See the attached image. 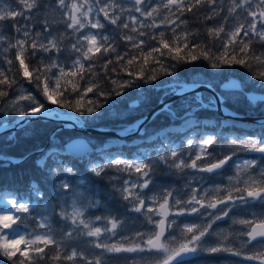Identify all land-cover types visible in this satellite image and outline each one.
<instances>
[{"label":"snow or ice","instance_id":"1","mask_svg":"<svg viewBox=\"0 0 264 264\" xmlns=\"http://www.w3.org/2000/svg\"><path fill=\"white\" fill-rule=\"evenodd\" d=\"M15 2V7L0 8V27H6L2 23L4 21H14L12 27L17 33L14 42H10L2 52L16 50L14 58L19 62L18 70L22 72L23 78L37 89L48 105L55 107H47L22 84L18 85L19 92L14 90L15 78L6 74L5 69H0V98L7 97L9 91L14 92L11 98L0 103V133L30 124L31 120H25L24 117L55 121L62 123L65 128L81 126L78 121H83V127H90L97 126L98 123L95 122L106 117L123 119L128 113L115 111L114 102H109L112 97L123 96L126 90L139 89L143 84H152L159 88L160 85H156L155 81L166 76L172 78L165 90L166 96L187 97L189 93H194L182 101L181 108L184 114L179 117L183 120V125L190 124V128L177 134L181 135L182 142L189 146L194 139H198V150L192 153L181 148L170 138L173 133H168L164 138L147 137L153 141V153L145 152L138 146L136 153L129 155L105 146L94 147L90 140H82V145L76 144L78 140H70L60 148L51 149L41 161H38V165L45 173L44 179L51 181V196L42 200L45 193L35 182L30 184V194L10 192L11 214L0 215V258H4L0 260V264L7 262L41 264V261L48 258L46 248L49 246L57 250V254L51 258L59 260L60 241L64 237L74 238L81 233L94 238L88 243L105 252L150 253L147 259L151 264H194L206 254L217 253L241 256L245 260L264 264V211L259 215L253 214L249 218L239 220L229 215L234 207L249 205L253 201L258 202L264 209V155L242 162L245 169H255L251 176L258 175L259 179L250 177L244 181L243 186L239 183L227 188L218 184L204 186V182L211 180L213 174L217 177L222 176L225 166H236V161H233L236 150L228 153L209 151L218 137L215 133L196 132L201 128V124L195 113L201 110L222 112L230 119L222 121L221 127L234 126L240 117L237 112L230 111L224 106L228 97L214 94L205 98V94L199 91L204 88L215 93L212 80L194 77L186 83L179 77V69L183 64H195L197 61L205 60L211 69L219 72L235 65L250 68L249 59H255L260 62L261 70L253 69L249 79L255 77L260 81L259 87L264 89V52L257 54L250 47L253 41L264 44V0H231V7L227 9L218 26L210 27L207 31L211 41H218V45L197 42L189 38L192 35L190 32L184 30L177 32V29L187 23L182 19L185 11L191 13L194 8L204 10L209 13L205 19H212V13L224 10L220 7L222 0H193L189 3H185V0H163L162 4L153 6H149L147 0H131L130 7L127 8L129 16L121 23L118 21H121V13L125 8L116 0L111 2L91 0V3L89 0H83L82 3H78L77 0H54L53 6L61 12L66 31L71 37H75L70 45L71 53L75 54L70 64L66 63L61 55L68 49L61 46V41L53 35L50 26L44 22L37 28L35 24L29 23L42 10L38 0ZM161 7L167 12L157 20L153 18V14L158 13V8ZM134 13H139V16ZM169 13L174 18L170 19ZM229 14L234 19L244 16L246 23H233L226 30L225 23ZM101 15L104 21L116 26L112 31L117 35L111 37V41L109 35L102 31L105 24L101 22ZM17 17L21 19L17 21ZM162 25L163 30L154 31ZM85 27L100 31L83 32ZM119 29L127 32L119 34L117 31ZM166 30L173 33L172 37L165 38ZM6 39V36L0 35V41ZM117 39L124 42L123 49L117 47ZM49 53L51 56H48ZM149 57L152 58L151 63ZM34 59L37 62L32 64L31 61ZM97 62H100L101 68L105 70L103 79L106 85H101L99 81L93 79L96 73L92 70ZM12 63V59H7L8 65ZM109 65H112L111 69ZM113 72L117 75L112 76ZM226 85H231V88ZM221 87L226 91L244 92V86L239 80H230ZM245 98L252 106L264 103V93L260 95L245 93ZM160 103L163 104V108L153 114V120L162 112H167L173 120L178 118L172 105L164 104L163 98ZM132 107H135V104ZM17 116L22 119H14ZM147 119V116L138 119L132 128L142 138L145 136V130L141 125ZM258 126L261 130L260 135L222 139L230 140L234 145L246 144L244 151L264 154V121H259ZM99 130L116 131L121 137L128 134V128ZM194 132L195 135H189ZM157 140L159 143H155ZM69 145L73 147L69 148ZM47 160L51 163L45 166L44 162ZM229 161H233L232 165H229ZM78 165L83 166V174L89 177L101 181L110 177V186L118 193V198L127 202L126 210L141 213L147 218L148 223L154 225L150 234L145 236L144 233H137L132 238L135 242L126 245L105 242L116 235L121 218L108 219L110 227L104 228L93 227L91 221L85 218L86 207L96 202L92 200L89 205H85V193L88 190L78 191L80 185L74 182L81 174ZM160 166H164L173 175H180L185 181L184 185L179 190L164 187L158 193L146 192L150 186H155V169ZM204 173L209 175H199ZM119 174H123V177L119 179L117 186ZM189 176H192V179H188ZM158 197L162 199V203L157 205ZM53 200L56 201L55 204L52 203ZM78 203L80 207H77ZM150 213H155L160 219L154 220L148 215ZM169 216L173 218L169 219ZM180 216L195 219L182 221L183 227H180L175 219ZM56 218L69 225L59 238L52 227ZM226 218L232 223L245 226L239 235L245 237L242 241L243 246H251L247 251L238 250L226 242H210L216 234L213 225L219 227L217 222ZM28 219L34 220L36 227L42 231L13 235L17 231L13 226L18 222L23 224ZM95 219L99 221L105 218ZM173 225H177L180 230L179 239L172 231ZM166 232L170 234L167 237ZM139 237L143 238L137 239ZM226 240L227 236L224 237V241ZM77 257L86 264H102L99 256L86 257L84 253H78L76 250H72L65 259L73 261ZM121 259L125 260L126 264H138V261H144L145 257L130 255Z\"/></svg>","mask_w":264,"mask_h":264},{"label":"trees","instance_id":"2","mask_svg":"<svg viewBox=\"0 0 264 264\" xmlns=\"http://www.w3.org/2000/svg\"><path fill=\"white\" fill-rule=\"evenodd\" d=\"M189 2H193V0H189ZM44 9V8H42ZM208 12L204 10H198L196 8L193 9V12L189 13L185 11L184 15L182 16L186 24L181 25V28L177 29V32H181V30L188 31L192 35L189 37L197 42L203 43H210L211 45H218V41H211V38L207 35L208 28L212 27L215 23H209V21H205V16H207ZM173 17V16H172ZM174 18V17H173ZM213 21V20H212ZM156 31V30H154ZM61 32V31H60ZM158 32V31H156ZM173 33L169 30L165 31V38L172 37ZM181 39L182 36H181ZM117 47L120 49L124 48V44L120 42V40L116 41ZM254 49L257 54L264 52V44H261L258 41H253L252 45L250 46ZM215 51V47H213ZM186 51V50H185ZM15 50L12 49L11 52L8 54L6 59L4 60V69L6 70V74L13 76L16 80V84L13 85V89L21 83L26 84L34 91L41 100L46 104L47 107L53 106L48 105L44 98L39 95L37 89L27 82L25 78L22 76V72L18 70L19 62L14 58ZM183 54V53H181ZM28 55V53H26ZM156 55V54H154ZM12 59L13 63L11 65L7 64V59ZM152 58L149 57V63H151ZM27 62V61H26ZM37 62L36 59L32 60L31 63L35 64ZM248 63L251 65L250 68H245L239 65H235L232 67H226L219 72L217 70L211 69L208 65V61L200 60L197 61L195 64H183L180 66L179 69V77L184 82H190L194 77L202 75L206 79H216L218 83L215 86V89L225 97H229L226 101L225 107H227L230 111H235L238 114L244 116H251L254 114H262L264 113V103H258L256 106H252L249 104L248 100L245 98L243 94L240 97L234 98L232 94L224 92L220 90V83L222 81L228 79L231 76L238 77L244 84L246 90H255L264 93V89L259 87L260 81L257 80L255 77L253 79H249V76L252 75L253 69L259 71L260 62L255 59H249ZM112 68V65H109V69ZM10 69V71H9ZM96 75L93 77L94 80L99 81L101 85H106V81L103 79L105 70L101 68L100 62H97L96 67L92 70ZM112 76L117 75V73H111ZM172 80L171 77H160L157 81H155L156 85H160L159 88H155L152 84H143L139 89H128L125 91L123 96H115L109 101L110 103L114 102V109L117 112H126L130 108H134L128 115L123 118H110L106 117L102 121H96L98 123L97 126L91 127H101V128H127L132 123L136 122L138 119L144 117L148 112L152 109L157 107L160 103L161 98L163 100L165 98L171 97V95H165V90L167 89L168 82ZM142 91L143 96H145L144 100H140L137 98L139 93ZM225 93V94H224ZM13 95V91L8 92V96L4 98H0V103H3V100L11 98ZM91 95V94H90ZM189 95L187 97H180L172 104L173 109L177 112V119L173 120L171 116L167 112H162L160 115L156 116V118L148 123H146L142 129L145 130V136L160 133L159 130H166L171 123H176L180 119L179 117L184 114V110L181 108L182 101L188 99L189 97L193 96ZM208 93H205V98H207ZM238 96V95H236ZM233 98V99H231ZM135 99H139V105L137 107H131V102L135 101ZM194 103V101H193ZM55 107V106H54ZM195 114L203 115L206 121L209 122L208 125H204L200 122L201 128L197 129L196 132L208 133L213 134L215 133L219 139V142L216 140L215 143L212 145L209 151H216L218 153H228L232 150H236L238 148H245L244 145H234L231 143L230 140H224L219 138L218 132L222 131H229L232 128L238 129L236 125L230 126H223L221 127V122L223 121L222 117L216 111H208V110H201L196 112ZM264 116V115H263ZM59 126L58 122L50 121V120H36L35 122L29 124L23 129L18 130L14 135L13 134H5L0 135V153L7 157H18L24 158L25 156L37 152L38 150L44 148L47 144H49L50 137L52 132ZM165 127V128H164ZM164 128V130H163ZM189 129V128H188ZM187 129V130H188ZM224 129V130H223ZM178 132H186L185 131H165L162 132V138L166 137L168 133H173L170 137L173 142L179 144L181 148L189 152L195 153L197 149L198 139H194L192 145H187L183 143V137L178 135ZM148 134V135H147ZM191 133H189L190 135ZM195 134V132H194ZM229 134V133H226ZM241 133L235 135L236 137H241ZM82 133L75 131V130H68L62 129L56 132L54 136L55 142L52 144L51 149L56 145V142L59 143V148L62 147L66 142L70 141L71 139L81 136ZM252 135V134H251ZM256 135V133H255ZM245 136V135H243ZM250 136V135H249ZM11 137V138H10ZM86 137L92 142L93 146L101 147L105 143L111 141V145L109 146L110 149L115 151H124L125 153L132 155L135 154L137 151L138 146L143 148L142 150L148 153H153V141L150 139L148 141L141 140L138 138V134L136 136H132L131 138L126 139H115L110 135L105 134H87ZM143 137V138H144ZM116 141V142H115ZM128 142L126 144L117 145L119 143ZM155 143H159V141H155ZM107 146V145H106ZM198 150V149H197ZM49 152V150H48ZM45 153L43 154H34L33 156L29 157L26 160L21 161L20 163H7L0 160V190L1 193L10 195L11 191H15L16 193H20L23 195L30 194L31 188L30 184L35 182L45 193V197L43 199H47L51 196V181H47L44 179L45 173L38 165V161H40L44 157ZM45 166L51 163L50 160L44 162ZM81 168V174L77 179H75V184L80 185L78 189L81 192H84L87 189L86 200L89 198L90 194L94 196L93 200L97 197L99 202L95 203V206L92 208H87L85 212V216L89 218H96L98 217H105L106 213H108V217H122L125 213L122 214L123 209L126 208L127 202L122 201L118 198V193L110 186L111 179L110 177H106L103 181L99 180L98 178L89 177L88 175L83 174V166L78 165ZM166 169L164 166H160L155 169V176L154 178L158 179V177H165L164 183L166 186L173 185L170 181L171 178L176 177L178 178L179 175H163L162 171ZM118 171V170H117ZM123 177V174H119L117 178ZM91 181V182H90ZM119 181V179H117ZM155 182V180H154ZM106 201V202H105ZM53 204L56 203L55 200L52 201ZM119 203V205H116ZM123 204V205H120ZM119 206V208H116ZM126 222V220L121 221ZM57 223V218L55 219L54 225ZM73 238V237H72ZM75 238V237H74ZM80 241V240H79ZM78 241V242H79ZM85 243L81 246L82 249H86ZM49 246L46 248V252L48 253V258L45 261H41V264H64L63 257L60 255L59 260H54L49 257ZM4 259V258H3ZM66 261V260H65ZM111 263L113 262L110 258ZM67 262V261H66ZM68 263V262H67ZM10 264V262H7Z\"/></svg>","mask_w":264,"mask_h":264},{"label":"rangeland","instance_id":"3","mask_svg":"<svg viewBox=\"0 0 264 264\" xmlns=\"http://www.w3.org/2000/svg\"><path fill=\"white\" fill-rule=\"evenodd\" d=\"M188 1L189 0H185V3H188ZM38 2L41 5V7L44 8V9H42L40 12H38L36 14V16H34L33 19L31 21H29V23L35 24L37 26V28H40L41 24L46 22L50 26V29H51L53 35H55L58 38V40L61 41V46L66 48V49H68V51H66L65 53H62L61 55H62L64 61L66 63L70 64L72 62V59L74 58V55H75L74 53H71L70 45H71L72 40L75 39V37H71L68 34V31H66L65 25H64V20H63V17L61 15V12L58 11L53 6L54 0H38ZM77 2L78 3H82L83 0H77ZM110 2H111V0H110ZM116 2L121 4L125 8V11H123L121 13V21H118V23H121V22H123L124 19H126L129 16V12L127 11V8L130 7L131 0H116ZM89 3H91V0H89ZM147 3H148L149 6H153V5L162 4L163 0H147ZM225 3H226V6H225L226 10H224L222 12H224L226 14L227 9L229 7H231V2L228 0V2L226 1ZM9 6L15 7L16 6L15 0H0V8H7ZM222 6H223V4L221 5V8H222ZM166 12H167L166 9H163L162 7L158 8V13H154L153 14V18L159 20L160 17H163L165 15ZM217 13H218V11L215 12L214 14L212 13L211 15L215 16V15H217ZM134 14L139 16V13H134ZM207 15H209V13ZM169 18L170 19L173 18L170 13H169ZM16 19H17V21H19L21 18L17 17ZM100 19H101V22L105 24V28L102 31L104 32V34L109 35L110 41H111V37L117 35V33H114L112 31L116 26H113V25L109 24L107 21H104L102 15H101ZM227 19H229V21L225 23V29L226 30L233 23H246V18L244 16H239V17H236L234 19L233 16L231 14H229L227 16ZM247 19H250V17H247ZM208 20H210V19H207V20L205 19V21H208ZM210 21H212V20H210ZM2 23H3V25H6V27H0V35L6 36L7 39L4 40V41H0V69H4L5 68V67H3L4 60L6 59V57L8 56V54L12 50V49H9L7 52H2V49L8 47V44L10 42H14L15 37L17 35V33H15V31H14V29L12 27V25L15 23L14 21L8 20V21H4ZM54 25L57 26V27H54ZM161 27L164 28V25H162ZM35 30L36 29H33V31H35ZM146 30L147 31H153V29H146ZM154 30L159 32V31H161L163 29L159 30V28H157V29H154ZM41 31H43L42 28H41ZM88 31L96 32V31H100V30L90 29L89 27H85V29H83V32H88ZM117 31H118L119 34H123L124 32H127V30H124V29H119ZM133 35H135V34H133ZM158 39H159V37H158ZM117 40H119V39H117ZM120 42L122 44H124L123 41L120 40ZM150 43L154 44V43H156V41H150ZM48 56H51V53H49ZM100 65H101V63H100ZM114 76H116V75H114ZM197 77L201 78V79L208 80L205 77H203L202 75L201 76L199 75ZM212 81H213L214 85L216 86V84L218 83V80L213 79ZM24 88L27 89L28 92H31V93L35 94V92L34 91L32 92L28 87L24 86ZM16 91L17 92L20 91L18 89V87H17ZM203 93L205 94V93H208V92L203 91ZM208 94H210V93H208ZM236 95H238V96H236ZM240 96H241L240 93L239 94H233L234 98H238ZM137 98H139L140 100H144L145 99V96H143L142 91L139 93V96ZM132 110H134V108L128 109L127 113H130ZM262 114L264 115L263 112H262ZM263 115L254 114V115H251V116L262 117ZM182 116H180V117H182ZM195 117H196V119H198L204 125H208L209 124V122L205 120L203 115L195 114ZM18 118H20V117H18V116L14 117V119H18ZM9 119H13V117H9ZM222 120L224 121L226 119H222ZM189 125L190 124L183 125V120L180 118L178 120V122L171 123V125L166 130H164V128H165L164 127L163 128L164 131L159 130L160 131L159 134H157V132H156V135L152 134V135H149L147 137L159 136L160 138H162V132H165V131H185V130H187ZM228 132L229 131L220 130L218 132V134L220 135L219 138H222V137H225V136L229 135V134H226ZM230 134H234V132L233 133L231 132ZM241 134L244 135L243 133H241ZM190 135H192V134H190ZM111 141H113V140H111ZM111 141L105 143L101 147L105 146V148H109V146L112 144ZM217 141L219 142V139H217ZM126 143L127 142H123V143H119L117 145H122V144H126ZM244 147H247V145L245 144ZM55 148H59V143L58 142H56V145L53 147V149H55ZM197 149H198V144H197ZM197 149H196V151H197ZM188 152H189V150H188ZM253 158L254 157H251V158L242 157V159L239 158L236 161V166H233L232 169L235 170V173L237 175H242L244 173H247L246 169L243 167V163L242 162L244 160L253 159ZM113 171H117V170L113 169ZM162 174L163 175H169V174H172V173L168 169H164L162 171ZM120 178H122V177H120ZM120 178H117V179H120ZM164 179L166 180V176L165 177H160L159 176L158 179L155 180L158 190H156L155 186H150V189L149 190H145V191L146 192H157V193L160 192L161 189L165 187L164 186L165 185ZM188 179H192V176H189ZM215 180H218V183H216ZM184 183H185V181L179 180V183L175 184L174 186H169V187H171L174 190H179L178 186L180 184L183 186ZM237 183H239L241 186H243V183L239 182V180L235 176H229V175L224 176V173H223L222 176H219V177L215 176V178H212L211 180H208L207 182H204V186L217 185L218 184V185H222L225 188H227V187H234V186L237 185ZM117 186H118V181H117ZM78 191H80V189H78ZM93 198H94V196L92 194H90L89 198L87 200L85 199V201H84L85 205H89L90 201H92ZM9 199H10V196L4 197L0 193V215L11 214L9 212V209H11V205L9 203ZM95 202L96 203L99 202L97 197L95 198ZM146 203H147V201H146ZM159 203H162V199H160L158 197L157 205ZM256 204H257V202L253 201L249 205L238 207V208H240V210L236 211V215L234 216V219L235 220H239V219H243V218H249L250 216L248 215L247 211L254 212L253 206L256 205ZM116 205H119V203H116ZM120 205H123V204L120 203ZM80 206L81 205L78 203L77 207H80ZM94 206H95V204L86 207L85 212L87 211V208H92ZM116 208H119V206H116ZM241 208H245V209L241 210ZM125 212H127V210L123 209L122 214L125 213ZM19 215H24V214H19ZM68 215H69V217L71 216V208H69V210H68ZM107 215H108V213H106V216L103 217L105 219H101L99 221H97L95 218H89V217H86V216H85V218L87 220L91 221L93 227L99 226L101 228H104V227H110V224L107 223V220L110 219V218ZM136 215H137V219L134 222H121L119 224L117 230H116V235L111 237L110 240H107L105 242L118 243V244H125L126 245L128 243L135 242V240L132 239V238L135 237L137 233H144L145 236L150 234V231L154 228V225L148 223L147 222V218L144 215H142L141 213L133 212L132 216H136ZM148 215L152 216L154 220H159L160 219V217L156 216L155 213H150ZM256 215H259V214L256 213ZM96 217H98V216H96ZM172 218H173L172 216H169V219H172ZM124 219H125V216H122L121 220H124ZM175 219L177 220V225H180V227H183V225L181 224L182 221L193 220V219H195V217L180 216V217H175ZM219 222H217V223H219ZM230 224L232 225L231 227L223 225L220 228H223V227L228 228L229 229V234H230L231 230H233V231H236V230L239 231L240 230L241 231L242 228H245L244 225H241L239 223H232L231 222ZM177 225H173V229H172L173 232H174L175 229H179V228H177ZM68 226H69L68 223L61 222L59 220V218H57L56 225H54V223L52 225L53 229L55 230V232L57 234V238H59L60 236L63 235L64 229H66ZM214 226H216V225H213V227ZM13 227L17 229V231L15 233H13V235H19L21 232L27 234L29 232L42 231L41 229H38L36 227V223L32 219H28V220L24 221L23 224H20V222H18V224L14 225ZM217 229L218 228L216 227V231H217ZM84 231L86 232V230H84ZM105 235H107V234H105ZM175 235H176L177 239L180 238V232H179V234L175 233ZM223 236H224V233L223 232H219V237H223ZM121 237H125L126 239H120ZM10 238H12V237H10ZM142 238L143 237H139L137 239H142ZM92 239H94V238L87 237L84 233H81V234L77 235L75 238L64 237V239L62 241H60V248H59V255H61L63 257V260L65 262L64 264H86V262L84 260L79 259V257H77L73 261L66 260L65 259L66 255L70 254V252L72 250H76L78 253L82 252V253H84V255L86 257L95 258L96 256H99L101 258V260H102V264H126V261L121 259V257L130 256V255H133V256H144L145 257V260L144 261H138V264H151V261L147 259V257L151 255L150 253H120V254H114V253L105 252L103 249H97V248L94 247V245H92V244H90L88 242H87V244L85 246L86 249H82L81 246L85 243V241L86 240L90 241ZM21 247H23V245ZM56 254H57V250L53 246L50 247L49 248V257H52V256H54ZM110 258L113 261L112 263L110 261ZM0 260H3V258H0Z\"/></svg>","mask_w":264,"mask_h":264},{"label":"flooded vegetation","instance_id":"4","mask_svg":"<svg viewBox=\"0 0 264 264\" xmlns=\"http://www.w3.org/2000/svg\"><path fill=\"white\" fill-rule=\"evenodd\" d=\"M226 1L228 2V0H222V4H223L222 8L224 10H226V7H225L226 6V3H225ZM229 1L231 2V0H229ZM221 5H220V7H221ZM218 12L222 13L220 15V18L222 19V17H224V12H222V11H218ZM182 19H183V17H182ZM238 207H240V206L234 207L233 211L229 214L233 218L236 215V211L240 210V208H238ZM253 210H254V212L247 211L248 215L250 217L253 214L256 215V213H258V214L261 213L260 205H259L258 202H257L256 205L253 206ZM230 223H231V221H229L226 218L225 220H222V221H220L218 223L219 227H217V225L214 226V228L217 227L218 229L216 231L215 237L211 238L212 242L211 241L210 242L211 243L226 242V243H228L229 245L233 246L234 248H236L238 250L247 251L248 248L251 247V246L250 245L249 246H243L242 245V241L245 239V237L239 235L240 230L239 231L231 230V232L229 234V229L228 228H226V227L220 228L223 225L231 227L232 225ZM242 229H244V228H242ZM219 232H223L224 236L223 237H219ZM225 236H227V240L226 241H224V237ZM194 264H259V262L258 261H248V260L243 259L241 256H232V255H230L228 253H217V254H213V255H207L206 254V255H204L202 257L201 260L194 262Z\"/></svg>","mask_w":264,"mask_h":264},{"label":"bare ground","instance_id":"5","mask_svg":"<svg viewBox=\"0 0 264 264\" xmlns=\"http://www.w3.org/2000/svg\"><path fill=\"white\" fill-rule=\"evenodd\" d=\"M210 20H212V19H210ZM210 20H208L209 21V23L211 22V23H215L212 27H215V26H218V24L221 22V20H213V21H210ZM54 27H57V26H55L54 25ZM53 28V27H52ZM160 29H164V28H159V30ZM183 38V37H182ZM201 76V75H200ZM22 85H24L25 87H28L29 88V86H27L26 84H24V83H21ZM20 85V84H19ZM17 87H18V85L15 87V89L14 90H17ZM30 90H31V88H29ZM32 91V90H31ZM33 92V91H32ZM13 94H14V92H13ZM36 94V93H35ZM225 94V93H224ZM233 95V94H232ZM13 96V95H12ZM36 96L38 97V99H40L41 100V98L36 94ZM230 97V96H229ZM228 97V98H229ZM183 98V97H182ZM180 99V98H179ZM230 99V98H229ZM231 99H233V98H231ZM42 101V100H41ZM135 101H138L139 102V99H137V100H135ZM43 102V101H42ZM132 103H134V101L133 102H131V104ZM160 104V103H159ZM138 105H139V103H138ZM226 105V104H225ZM50 107H54V106H50ZM239 116L242 118V120H243V125H244V127H245V129H246V133L248 134V135H250V134H252V133H254V132H257V127L256 126H258V122L259 121H262L260 118L259 119H255V118H257V116H244V115H241V114H239ZM246 118H252V119H246ZM18 119H20V118H18ZM73 119H75V118H73ZM17 120V119H16ZM26 120H31V123H33V122H35L36 120H44V119H38L37 117H30L29 119H26ZM51 121V120H50ZM30 123V124H31ZM78 123L80 124V121H78ZM29 125V124H28ZM27 125V126H28ZM63 124L62 123H59V126L57 127V128H59L60 126H62ZM81 125V124H80ZM26 127V126H25ZM25 127H23V128H25ZM91 127V126H90ZM23 128H17V130H15V131H8V132H6V131H4V132H2V133H0V135H5V134H15L18 130H20V129H23ZM56 128V129H57ZM97 128H101V127H97ZM188 128H190V125L188 126ZM187 128V129H188ZM62 129H68V130H74L73 128H60L59 130H62ZM112 129H114V128H112ZM59 130H57V132L59 131ZM224 130V129H223ZM76 131V130H75ZM187 131V130H186ZM78 132H80V131H78ZM82 133V132H81ZM135 133V132H134ZM56 134V133H55ZM55 134L53 135V136H51L50 137V140H49V144H47L44 148H42V149H40V150H38L37 152H34V153H31V154H29V155H27V156H25L24 158H19V162L18 163H20L21 161H23V160H26V159H28L29 157H31V156H33L34 154H43V153H48V150L50 151L51 150V147H52V144L55 142V140H54V136H55ZM103 134V133H102ZM137 134H138V138H141V140H144V141H148V139H147V137H144V138H142L141 136H140V134L138 133V132H136L135 134H127V135H125V136H118V135H110V134H105V135H110V136H112L113 138H115V139H118V140H121V139H126V138H131L132 136H135L134 138H135V140H136V136H137ZM192 135H195L194 133H191ZM86 135L87 134H84V133H82V137H86ZM148 135V134H147ZM79 137V136H78ZM87 138V137H86ZM87 140H89L88 138H87ZM116 142V141H115ZM128 143V142H127ZM187 151H188V149H187ZM0 156H3V157H7V156H4V155H2L1 153H0ZM45 156V155H44ZM11 158H18V157H11ZM43 159V158H42ZM41 159V160H42ZM0 160H2V161H4V162H7V163H13V164H16V163H14L13 161H8V160H5V159H0ZM40 160V161H41ZM156 171H157V169H156ZM215 237V235L213 236V238ZM213 240V239H212ZM214 241V240H213ZM212 242V241H211Z\"/></svg>","mask_w":264,"mask_h":264},{"label":"water","instance_id":"6","mask_svg":"<svg viewBox=\"0 0 264 264\" xmlns=\"http://www.w3.org/2000/svg\"><path fill=\"white\" fill-rule=\"evenodd\" d=\"M230 80H239L241 83H242V81L239 79V78H237V77H235V76H232V77H230V78H228L227 80H225L224 82H222L221 83V85H220V89L222 90V91H226V90H224V89H222V85H225V84H228V82L230 81ZM243 84V83H242ZM226 87H229V88H231V85H226ZM199 91L200 92H203V91H208L207 89H204V88H201V89H199ZM209 92V91H208ZM226 92H236V91H231V90H227ZM212 95H214V94H218L216 91H215V93H212V92H210ZM245 93H251V94H253V95H260V94H262V92H258V91H254V90H250V91H247V90H244V94ZM189 94H191V93H189ZM179 96H176V95H174L173 97H171L170 99H168V100H165L164 101V104H169V103H171V102H173L174 100H176L177 98H178ZM133 104H135V107L136 106H138V101H135L134 103H132L131 105H133ZM161 108H163V104H159L157 107H155L153 110H151L146 116L148 117V119L145 121V123L144 124H146L147 122H149L150 120H152V116H153V114L154 113H156V112H158ZM218 113H220L221 115H223L224 116V114L222 113V112H219V111H217ZM30 117H24L23 119H29ZM20 119H22V118H20ZM20 119H17V120H20ZM242 119V118H241ZM246 119H252V118H246ZM255 119H259V118H255ZM80 124H81V126H77L76 128H73L74 130H76V131H80V132H82V133H84V134H110V135H117V132L116 131H110V132H104V131H100L99 129L100 128H97V127H83V121H80ZM143 124V125H144ZM143 125H141V127L143 126ZM60 128H65L63 125L62 126H60L59 128H57V129H55L53 132H52V135L51 136H53L56 132H57V130H59ZM15 130H17V128H13V129H11V130H7L6 132H8V131H15ZM71 140H78V141H76V144L77 145H82L83 144V141L82 140H87V138L86 137H82V136H79V137H75V138H73V139H71ZM69 142V141H68ZM73 147V145H69V148H72ZM255 153V152H254ZM264 155V154H263ZM0 157H3V156H0ZM4 158H6L5 160H8V161H13L14 163H18L20 160H19V158H11V157H3V158H0V159H4Z\"/></svg>","mask_w":264,"mask_h":264}]
</instances>
